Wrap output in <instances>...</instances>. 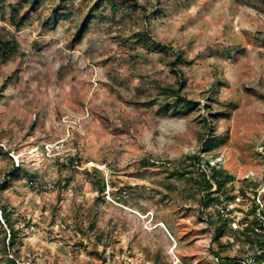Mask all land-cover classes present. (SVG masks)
<instances>
[{
    "label": "rangeland",
    "instance_id": "374dc122",
    "mask_svg": "<svg viewBox=\"0 0 264 264\" xmlns=\"http://www.w3.org/2000/svg\"><path fill=\"white\" fill-rule=\"evenodd\" d=\"M0 41L16 44L0 53V183L21 167L0 191V264H264L238 230L264 191V0H0ZM183 79L201 108L163 111L155 83ZM213 86L230 116L205 153ZM193 154L196 174L232 175L220 201L177 172Z\"/></svg>",
    "mask_w": 264,
    "mask_h": 264
},
{
    "label": "trees",
    "instance_id": "16d2710c",
    "mask_svg": "<svg viewBox=\"0 0 264 264\" xmlns=\"http://www.w3.org/2000/svg\"><path fill=\"white\" fill-rule=\"evenodd\" d=\"M88 19L89 17H87L85 22H87ZM83 26L85 25L83 24ZM83 26L78 30V34H80L83 30ZM15 50V43L11 41H0V53L5 59L9 57L10 54L15 52ZM184 61V56L181 54V52H179L177 54V58L174 61L170 62L171 69L179 71L178 67ZM185 81L186 79H183L181 82H179V86H175L172 84L165 85L160 81L155 83V87L157 90L155 102L159 103L160 108H162L163 111L181 114L193 109L198 110L201 108V105L198 101L188 99L186 94L182 93V91L186 87ZM205 94V109L208 111V113L203 116L200 115L199 118L203 123H205L207 135L202 138L201 143L202 150L205 153H210L215 150L223 140L221 138V135H218L217 129L214 126L221 118H228L230 116V111L226 106L220 104V101L217 98V90L215 87L207 90V93ZM200 162L201 159L198 154L190 155L189 157H187V164L184 165L182 169H178L179 171L177 172H180L182 178L188 180L191 186L200 194L199 201L202 202V205L207 206L211 202L220 201L219 198L214 197V192L216 191V189L218 191L222 189L226 181L229 180L232 175L229 173H224V178H221V175H223L222 171L217 170L216 167H212L210 174H208L204 170L196 174L193 169H195L197 165H200ZM20 171L21 167H13V169H11L10 172L7 173V176L5 175L4 181L0 183V191L6 190L10 186L11 178L15 175L19 176ZM174 173V171H171V176H173ZM1 208L3 214L2 218L9 231L8 233L4 231L5 235L3 238L4 242L2 250L4 254H6V256H9V254L12 255L11 250L16 244L17 229H15V227L13 226L11 211L7 210L4 204H2ZM231 220L232 219H230L229 217L224 218L223 215L219 213L220 223L214 230L213 240L219 241L225 235V227L229 223H231ZM238 230L241 231L251 243L258 246V248L261 250L258 258L264 259V240L260 241L258 239H252L250 235V232L252 231L258 232V235L264 234V227L262 226L258 218L254 219L252 221V224L244 225ZM7 262L9 264H21L13 255L10 258L8 257Z\"/></svg>",
    "mask_w": 264,
    "mask_h": 264
},
{
    "label": "built area",
    "instance_id": "2783aa9c",
    "mask_svg": "<svg viewBox=\"0 0 264 264\" xmlns=\"http://www.w3.org/2000/svg\"><path fill=\"white\" fill-rule=\"evenodd\" d=\"M257 211H258V214H257L258 220L260 221V223L264 227V191L261 193V195L259 197Z\"/></svg>",
    "mask_w": 264,
    "mask_h": 264
}]
</instances>
